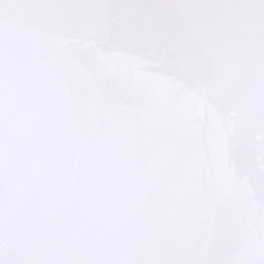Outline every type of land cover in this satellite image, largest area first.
Returning a JSON list of instances; mask_svg holds the SVG:
<instances>
[{
	"label": "snow or ice",
	"instance_id": "snow-or-ice-1",
	"mask_svg": "<svg viewBox=\"0 0 264 264\" xmlns=\"http://www.w3.org/2000/svg\"><path fill=\"white\" fill-rule=\"evenodd\" d=\"M0 264H264V0H0Z\"/></svg>",
	"mask_w": 264,
	"mask_h": 264
},
{
	"label": "water",
	"instance_id": "water-1",
	"mask_svg": "<svg viewBox=\"0 0 264 264\" xmlns=\"http://www.w3.org/2000/svg\"><path fill=\"white\" fill-rule=\"evenodd\" d=\"M194 128L199 134V141L196 145V149L200 155L201 163L204 167L205 172L215 173L218 170L219 161L212 154L213 150L209 143L207 131H206V121L204 117L197 116L194 121ZM229 159V151L226 149L224 152V163H227Z\"/></svg>",
	"mask_w": 264,
	"mask_h": 264
}]
</instances>
